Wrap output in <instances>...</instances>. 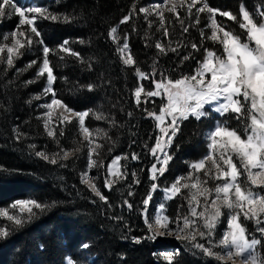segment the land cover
<instances>
[{
    "label": "trees",
    "instance_id": "16d2710c",
    "mask_svg": "<svg viewBox=\"0 0 264 264\" xmlns=\"http://www.w3.org/2000/svg\"><path fill=\"white\" fill-rule=\"evenodd\" d=\"M39 2L48 12L67 16L69 20L38 19L36 24L43 43H39L40 48L36 49L37 56L23 53L10 68L0 61V206H8L14 200L26 197L51 206L43 212L33 209L37 215L22 228H15L10 221L7 223L9 235L0 238V264H66L67 256L75 264H168L154 255L152 240L141 239L140 243H136L132 239L149 235L140 204L152 183L150 167L154 157L145 144L153 147L159 131L156 121L147 115L145 109L158 113L163 106L162 101H165L163 96L149 98L142 93L141 104L137 106L134 91L141 84L145 92L154 90L153 80L161 79V73L172 80L194 74L205 50H214L218 55L222 53L219 43L207 39L211 33L208 28L209 14L206 11L200 13L197 24L198 6L192 9L191 15L187 7H179L175 13H164V27L161 28L155 12L147 19L146 14L140 12L145 0ZM206 2L209 7L236 15V21L219 14L216 20L242 40L246 38V33L239 26L241 5L255 15L264 11V0ZM128 16L130 18L121 23ZM112 27H117L121 42L127 39L135 65L122 64L117 52L119 43L113 42L109 35ZM184 28L188 31L185 32ZM201 29L204 30L203 38ZM65 40L69 42L67 47L71 52H78L79 57L60 49ZM169 41L171 47L177 50L158 55L155 44L160 42L167 48ZM193 43L199 51L191 47ZM44 46L53 50L48 59L56 76L53 83L56 96L75 111L91 109L108 117V120H97L90 112L85 118L86 126L94 132L95 141L103 145L98 149L99 156H96L101 159L103 177L106 176L107 163L116 155L122 156V171L127 173L126 178L118 179L111 189L100 180L99 188L108 198L107 203L100 201L87 185L81 183L89 149L88 142L83 141L80 135L77 119L56 125L55 139L46 133L41 100L33 99L41 94L45 86L46 77H37ZM189 54L190 58L184 60L183 57ZM32 61L36 63L26 67ZM154 62V78L144 80L137 76V67L142 72L151 73ZM21 69L26 70L18 71ZM28 81L33 82L26 83ZM89 84L94 86L91 90L84 87ZM113 118L115 126L110 123ZM221 119L228 121L230 127L239 129L243 135V128L234 114L221 116ZM212 124L213 118L210 117L199 120L189 117L180 124V130L169 148L173 157L167 170L170 178L181 172L187 161L205 151L203 131ZM61 129L63 135H60ZM95 129L107 131L111 140L96 136ZM17 132L22 134L20 139L16 138ZM29 145H35L34 151H45L50 156L61 148L79 147L81 151L67 161H58L53 165L35 156ZM133 153L139 159H133ZM61 164L67 166L62 167ZM129 192L133 195L130 196ZM125 200L133 205L132 210L123 203ZM121 216L122 220L115 219ZM262 242L264 248V238ZM85 244L89 247L84 248ZM90 255L94 256L92 260ZM179 261L180 264H216L185 254Z\"/></svg>",
    "mask_w": 264,
    "mask_h": 264
},
{
    "label": "snow or ice",
    "instance_id": "6c2138e0",
    "mask_svg": "<svg viewBox=\"0 0 264 264\" xmlns=\"http://www.w3.org/2000/svg\"><path fill=\"white\" fill-rule=\"evenodd\" d=\"M198 3H201V0H190V2L188 0H165L164 4L142 7L140 12L145 13L147 19V16L156 10V15L161 22L160 27L163 28L165 4L170 5L167 11L173 13L176 12L178 6L183 7L187 4V12L191 15L192 9ZM6 6L11 7L12 12L19 15V25H28L29 32L35 37L41 35L36 27L37 19L62 20L64 22L69 20L67 16L52 14L46 8L39 6L15 7L12 5V0H0V17L5 16ZM205 11L209 14L208 28L211 29L207 39L219 43L222 46V53L218 55L214 50H205L203 60L198 61L194 74L182 75L180 78L172 80L161 73V79L153 80L155 90L145 92L144 86L141 84L134 91L137 106L141 104L142 93L149 98L163 96L166 98V102L162 101L163 106L160 108V114L145 109L147 115L156 121L160 135L156 137L153 147L149 148L145 144L150 154L155 157V163L150 168L152 183L148 194L142 199L144 223L150 235L143 238L132 237V239L134 242L140 243L141 239L154 241L158 236H174L177 240L189 242L192 248L199 249L204 256L215 258L224 264L227 262L236 264L237 259H240V264H264V259H261L255 252L256 247L261 244V240L255 238L254 235L249 238L247 229L241 222V216L246 221L253 220L258 226L256 230L264 236V227H259L264 223V220L261 219L264 215V194L254 191L252 187H264V11L258 13L260 22L257 23L241 5L242 19L239 26L246 33L244 40L231 30H227L226 25H222L216 20V15L219 14L231 21H236L237 17L231 11H220L209 7L204 0L202 6L196 9L197 24L199 23V14ZM29 14L34 15L30 16ZM129 18L130 16L125 17L121 23ZM180 23L183 27L182 20ZM149 27H151V22ZM184 31L187 32L188 29L184 28ZM116 33L117 27H112L109 35L113 42H117L119 39L115 35ZM167 34V29H165V35ZM9 35L12 37V44L11 46L7 43L0 44V53L7 50L6 65L10 68L14 65V57L23 54L21 49L25 48V41L18 37H24L25 33L17 29L11 34H5L3 39L7 41ZM201 37H204L203 29H201ZM26 43L29 46L32 45L31 36L26 38ZM37 43L42 44L43 41L38 40ZM68 43L65 40L60 49L64 52H71V49L67 47ZM191 47L199 51L195 43L191 44ZM155 48L158 50V55H166L168 51L175 52L177 50L171 47L170 41L167 48L160 42L155 44ZM50 51L53 50L47 46L43 47V61L37 72L38 78L44 77L45 74L47 77L42 95L51 93L53 97L50 103L41 105L49 110L45 114L47 119L44 122V128L49 137L56 138V130L51 127L53 115L51 110L54 106L61 110L58 116L61 124L71 123L72 117L77 118L80 135L83 141L88 142L87 169L90 170L99 166L97 160L93 159V155L99 156L98 149L103 145L92 139L94 132L85 126V118L89 116L90 112L97 120H108V117L102 112H93L91 109L74 111L61 99L56 98L55 90L52 87L56 76L48 59ZM117 52L120 54L123 65L136 64L126 38L122 45H118ZM71 54L79 57L78 52H71ZM190 56L191 54L184 56L183 59L187 60ZM83 62L81 59V63ZM35 63L36 61H32L26 67H31ZM152 67L151 73L142 72L137 67V76L144 80L149 77L154 78L156 76L155 62ZM24 70L26 69L18 71ZM84 87L91 90L94 86L89 84ZM33 99H40V96H34ZM206 106H210L211 111L220 116L234 114L235 119L240 122L243 128V135L239 129L230 127L228 121H217L214 129L206 134L209 152L199 161L189 164L190 171L187 175L177 177L170 186L161 187L156 181L159 177L164 176L168 170L169 162L173 159L167 149L171 147L173 139L179 132L180 124L188 120L189 117H194L197 120L206 117L209 114ZM166 117L171 119L165 127ZM110 123L115 126L114 118ZM21 135L17 132L16 138L20 139ZM60 135H63V129H61ZM95 135L111 140L104 129H95ZM56 143L59 145L58 139H56ZM29 148L33 149L35 156L53 165H56L58 161H67L75 153L81 151L79 147L61 148L60 151L52 153L50 156L45 151H34L35 145H29ZM234 156L238 159L241 167L237 166V162L233 159ZM132 158L139 159L135 153ZM120 159L121 157L118 156L112 161L108 172L113 177L124 179L127 173L120 172L118 167ZM157 165L160 166L157 167ZM61 166L66 167L67 165L61 164ZM242 170L243 173H246V181L243 184L240 182ZM201 172L204 174L203 179L199 175ZM133 176L135 177V173ZM209 180L221 181V183H215L214 187H209ZM117 182L118 180L106 179L105 185L111 189ZM81 183L87 185L91 193L100 201L108 202V198L102 194L87 172L81 173ZM135 183L138 184L139 180L136 179ZM158 189L163 193V202L159 203L158 210H155L153 215L149 211V205L153 201V194ZM182 190H187V193L182 194ZM129 195L131 196L133 193L129 192ZM177 196H181L187 202V212L178 211L175 217H170L165 214L166 203ZM201 198H203V203H201ZM123 203L127 204L129 210H132V204L126 200ZM50 206L41 204L35 199H20L15 201L11 208H19L20 213H26V215H9L6 210H0V216H5L15 228H22L37 215L33 209L43 212ZM109 206L111 207V205ZM198 209L200 210L198 211ZM224 209L228 210L227 229L223 232L222 237L215 241V230L220 218L224 215ZM115 219L122 220L123 217ZM125 227H127L126 224ZM8 235V229L0 227V238H5ZM197 237L205 240L206 243L198 242ZM83 247L87 248L89 245L85 244ZM215 248H221L222 252L214 251ZM175 258L174 255L164 256V260L168 264H172ZM67 264H73V262L69 260Z\"/></svg>",
    "mask_w": 264,
    "mask_h": 264
},
{
    "label": "rangeland",
    "instance_id": "374dc122",
    "mask_svg": "<svg viewBox=\"0 0 264 264\" xmlns=\"http://www.w3.org/2000/svg\"><path fill=\"white\" fill-rule=\"evenodd\" d=\"M145 1L146 2L142 5V7H152L153 5H156V4H164L165 3V0H145ZM188 2H190V0H188ZM203 2H204V0H201V3H198L196 6H198V8L201 7ZM12 5L15 6V7L39 6V7L45 8L43 6V4H40L39 0H12ZM184 6L187 7V4H185ZM168 7H170V5L165 4L164 13L167 12V8ZM178 8H179V6L177 7V9ZM245 10H247L253 16V19L257 23L260 22L259 16H258L259 11L255 15V14H252V12L250 10H248L246 8H245ZM152 12L156 13V10H153ZM5 13H6L5 16L0 17V44L7 43L9 46H11V44H12L11 35H9V39L7 41H5L3 39V37L5 36V34H11L13 31H16L17 29H19V31H22V32L25 33L24 37H18V38L22 39V41H25V48L21 49V52L22 53H28L29 55L32 54L33 56H37L36 49L40 48L38 46L40 44L37 43V41L40 40V37H35L33 34H31L29 32V26L28 25H19L20 17H19L18 14H15V13L12 12V8L11 7L6 6ZM29 15L31 16V15H34V14H29ZM36 23H37V21H36ZM36 27H37V24H36ZM227 30H229V29L227 28ZM115 35L118 36L117 33ZM29 36H31L32 41H33L31 46L27 45V43H26V38L29 37ZM124 42L125 41L121 42L120 38L118 39L119 45H122ZM20 56L14 57V60L16 58H19ZM6 59H7V50L5 49L4 53H0V61H3V62L6 63ZM42 61H43V56L41 57V60H40V63H39V66H38L37 70L42 65ZM29 63L30 62H28V65H29ZM45 77H46V74H45ZM46 83H47V77L45 78V86H46ZM45 86H44V88H45ZM52 87H53V85H52ZM44 88L42 89L41 94H39L40 100H41L40 101V106L43 105V104H46V103H50L51 99L53 98L51 93H49L47 95H42ZM56 98L60 99L57 96H56ZM165 102H166V98H165ZM41 109H42L41 116H42L43 123H44L45 120L47 119L45 114L49 110L44 108V107H41ZM206 110L209 111V114L206 117L213 118V124L203 131V140H204V143H205V151L199 157L187 161L186 167L181 172H177L171 178H170V176L167 175V171H166L164 176L159 177V179L156 181V183H158L161 187L170 186V184L172 182H174V180L177 177H179L181 175H187L189 173V171H190L189 164L192 163V162L199 161L201 158H203L209 152V149L207 147V143L208 142L206 141V134L210 130L214 129V126L217 123V121H221L222 122L223 120L221 119V116L219 114L215 113L214 111H211L210 106H206ZM51 111L53 113L52 120H51V127L55 129L56 125L61 124L59 122V120H58L59 112L61 110L59 108H57L56 106H54V108ZM81 111H86V110H81ZM157 114H160V112H158ZM72 118H75V117H72ZM170 119H171L170 117H166L165 118V125H164L165 127L167 126V123L170 122ZM77 122H78V120H77ZM85 126H86V124H85ZM158 131H159V129H158ZM158 135H160L159 132H158ZM92 139H94V136L92 137ZM165 139H167V138H165ZM96 143H98V142L96 141ZM167 151L169 153V149H167ZM118 156L121 157V159L118 162V167L120 169V172L123 173V171H122V156L116 155V156L112 157L111 160L107 163V165H106V176L104 178L103 174L100 172V170L102 169L101 168V164H102L101 163V159H100V157L97 158L95 154L93 155V159L97 160L99 166L98 167H93L90 170L86 168V170L84 172H87L88 176L90 178H93V182L96 183L98 188H99V184L101 182L100 181L101 179H102L104 185H105V180L106 179H108V180H118L119 179L117 177L111 176L109 174V172H108V169L112 166V161ZM233 159H234V161L237 162V166L241 167V165L239 164L238 159L235 156L233 157ZM153 163H155V157H154V162ZM159 166L160 165H157V167H159ZM254 171H256V170H254ZM199 175L201 176L202 179L204 178L203 172L199 173ZM245 181H246V173H243V170H242V175L240 177V182L243 184ZM215 183H221V181L213 182V181L209 180L208 181V186L209 187H214ZM248 183L250 185V182H248ZM252 187H253L254 191L264 194V187H260V188H258L256 186H252ZM186 193H187V190H182V194H186ZM153 197H154L153 201L149 205V211L152 212L153 215H154V211L158 210L159 203L163 202V199H162L163 198V193L158 189L153 194ZM20 199H33V198L26 197V198H20ZM20 199L14 200L8 206H0V210H6L9 215H23V213H20L19 208H16V209L11 208V205L15 201L20 200ZM201 203H203V198H201ZM140 206H141L140 208H141V212H142V215H143L144 206L142 204H140ZM199 210L200 209H198V211ZM178 211L182 212V213H186L187 212V202L184 201L181 198V196H177L174 199H172L170 201H167L165 214L169 215L170 217H175L177 215ZM223 211H224V215L220 218V222L218 223V225L216 227V230H215V236H214V240L215 241H218L222 237L223 232L226 231V229H227L228 210L224 209ZM261 219L264 220V215H262ZM8 222L9 221L7 220V218L5 216H0V227H6L7 228V223ZM241 222L246 227L247 234L249 235V238H251L254 235L255 238L261 240V244L256 247L255 252H256V254L258 256L261 257V259H264V248H263V245H262L263 244L262 241H263L264 236H262V234L259 233L256 230L258 226L255 224V222L253 220H247V221L244 220L243 216H241ZM259 227H264V223L259 225ZM149 235H150V233H149ZM197 240H198V242L206 243V241L202 240L200 237H197ZM152 242H153V244H155L154 245L155 246L154 247V251H153L154 255H156L158 257V259L163 260V261H165L164 260V256L165 255H174L176 258H175V260L173 262H175L176 264H180L179 263L180 262L179 259H180V257L183 254H185V255L190 256V257H196V258L200 259L202 262L203 261H207V262L212 261V262H215L216 264H224V262L217 261L215 258L204 256L200 252L199 249L192 248L191 244L189 242H182L180 240H177L174 236H158L154 241L152 240ZM214 251L222 252V249L221 248H215ZM93 257H94L93 255H90L89 256L90 260H92ZM69 260H71L73 262V264L76 263L70 256H67L66 259H65L66 264H67V262ZM227 264H231V262H227ZM236 264H240V259L236 260Z\"/></svg>",
    "mask_w": 264,
    "mask_h": 264
}]
</instances>
